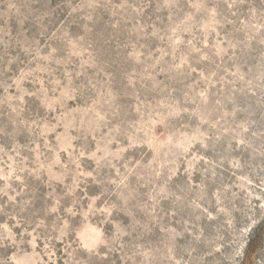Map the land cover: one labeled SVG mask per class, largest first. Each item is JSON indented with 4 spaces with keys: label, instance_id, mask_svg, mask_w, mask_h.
<instances>
[{
    "label": "clouds",
    "instance_id": "1",
    "mask_svg": "<svg viewBox=\"0 0 264 264\" xmlns=\"http://www.w3.org/2000/svg\"><path fill=\"white\" fill-rule=\"evenodd\" d=\"M0 264H264V0H0Z\"/></svg>",
    "mask_w": 264,
    "mask_h": 264
}]
</instances>
